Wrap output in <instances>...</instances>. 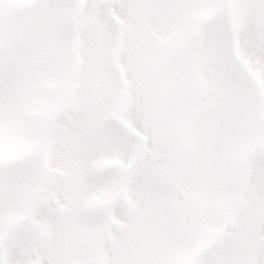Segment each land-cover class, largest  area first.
Masks as SVG:
<instances>
[{
    "label": "snow or ice",
    "instance_id": "snow-or-ice-1",
    "mask_svg": "<svg viewBox=\"0 0 264 264\" xmlns=\"http://www.w3.org/2000/svg\"><path fill=\"white\" fill-rule=\"evenodd\" d=\"M0 264H264V0H0Z\"/></svg>",
    "mask_w": 264,
    "mask_h": 264
}]
</instances>
